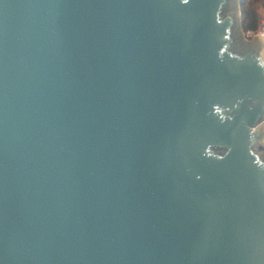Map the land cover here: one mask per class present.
Returning <instances> with one entry per match:
<instances>
[{
	"label": "water",
	"instance_id": "obj_1",
	"mask_svg": "<svg viewBox=\"0 0 264 264\" xmlns=\"http://www.w3.org/2000/svg\"><path fill=\"white\" fill-rule=\"evenodd\" d=\"M241 17L0 0V264H264V38L243 49Z\"/></svg>",
	"mask_w": 264,
	"mask_h": 264
},
{
	"label": "trees",
	"instance_id": "obj_2",
	"mask_svg": "<svg viewBox=\"0 0 264 264\" xmlns=\"http://www.w3.org/2000/svg\"><path fill=\"white\" fill-rule=\"evenodd\" d=\"M240 2L243 33L246 35L257 33L262 17L264 18V0H240Z\"/></svg>",
	"mask_w": 264,
	"mask_h": 264
},
{
	"label": "flooded vegetation",
	"instance_id": "obj_3",
	"mask_svg": "<svg viewBox=\"0 0 264 264\" xmlns=\"http://www.w3.org/2000/svg\"><path fill=\"white\" fill-rule=\"evenodd\" d=\"M242 33H243V31H242ZM257 39H258V37H253V39L243 40V38L240 35V38L238 40H239L240 44H242L243 49H245L244 45L251 46ZM262 153H264V150L262 151Z\"/></svg>",
	"mask_w": 264,
	"mask_h": 264
},
{
	"label": "built area",
	"instance_id": "obj_4",
	"mask_svg": "<svg viewBox=\"0 0 264 264\" xmlns=\"http://www.w3.org/2000/svg\"><path fill=\"white\" fill-rule=\"evenodd\" d=\"M249 36L264 38V18L262 17L261 26L257 33H249Z\"/></svg>",
	"mask_w": 264,
	"mask_h": 264
},
{
	"label": "rangeland",
	"instance_id": "obj_5",
	"mask_svg": "<svg viewBox=\"0 0 264 264\" xmlns=\"http://www.w3.org/2000/svg\"><path fill=\"white\" fill-rule=\"evenodd\" d=\"M240 3H241L240 0H238V12H241ZM239 8H240V10H239ZM261 13H262V11H261ZM241 20H242V17H241ZM240 34H241V37L243 38V40L253 39V35L252 36L246 35V34L242 33V30H241Z\"/></svg>",
	"mask_w": 264,
	"mask_h": 264
}]
</instances>
